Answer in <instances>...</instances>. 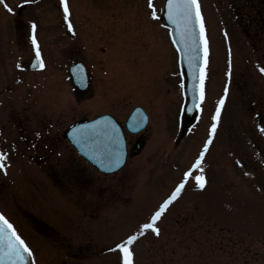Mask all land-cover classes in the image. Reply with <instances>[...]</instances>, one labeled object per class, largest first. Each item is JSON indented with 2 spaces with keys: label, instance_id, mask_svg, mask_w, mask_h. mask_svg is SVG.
<instances>
[{
  "label": "rangeland",
  "instance_id": "obj_1",
  "mask_svg": "<svg viewBox=\"0 0 264 264\" xmlns=\"http://www.w3.org/2000/svg\"><path fill=\"white\" fill-rule=\"evenodd\" d=\"M147 1L67 0L72 33L59 0H5L12 12L0 5V213L34 264H120L110 249L180 182L223 96L202 160L205 187L189 179L156 222L159 235L137 237L133 262L264 264V38L247 26L248 0H198L209 49L204 101L182 139L176 54ZM161 1L152 2L157 15ZM31 23L44 63L36 72L27 70ZM75 62L89 77L81 93L67 72ZM137 106L148 124L126 135L117 173L100 174L64 139L73 122L107 113L123 124Z\"/></svg>",
  "mask_w": 264,
  "mask_h": 264
},
{
  "label": "snow or ice",
  "instance_id": "obj_2",
  "mask_svg": "<svg viewBox=\"0 0 264 264\" xmlns=\"http://www.w3.org/2000/svg\"><path fill=\"white\" fill-rule=\"evenodd\" d=\"M28 2L29 0H22V4ZM0 5L8 12H12V9L5 3V0H0ZM59 6L63 11V20L67 26V31L72 33L73 26L69 20L70 10L67 0H59ZM165 7L167 10V19L175 25L174 34L178 37V43L180 45V47L177 48V52L188 68L189 78L193 81L188 87V91H191L196 98L194 104L202 102L204 99V80L206 77L209 49L205 25L198 0H166ZM148 8L151 10L150 14L152 18L157 19L152 0H148ZM30 29L31 34L29 38L31 40L32 49L35 52V62L33 66L35 67L38 65L40 68H43L44 63L41 59L39 45L35 35L36 24L31 23ZM173 43L176 44L177 41L174 40ZM259 70L264 74V66L260 67ZM226 75H228V73H226ZM181 88H185L183 81L181 82ZM227 90V85H225V94ZM223 103L224 97L222 96L217 101L215 113L211 117L212 123L209 128L208 141L205 142L203 149L192 163L191 167L183 173L180 182L175 186L167 198L159 204L158 208L150 215L148 221L140 224L137 233L128 235L110 249V251H117L119 253L120 264H134L131 246L137 240L138 236H142L146 232H151L157 236L159 235L160 230L156 222L161 218L168 206L180 195L190 178L194 181L196 188L203 189L205 187L207 181L204 175L202 160L216 130ZM94 132L98 137H107L109 135L106 130L97 131L94 129ZM94 149L99 153L100 157L109 161L112 166H119L121 162L120 153L116 151L110 143L98 141L94 144ZM5 159L6 153H0V171L5 167ZM194 172L195 174H193ZM32 256V250L17 233L14 226L3 215H0V264H34V261L31 260Z\"/></svg>",
  "mask_w": 264,
  "mask_h": 264
},
{
  "label": "water",
  "instance_id": "obj_3",
  "mask_svg": "<svg viewBox=\"0 0 264 264\" xmlns=\"http://www.w3.org/2000/svg\"><path fill=\"white\" fill-rule=\"evenodd\" d=\"M166 0L163 5V12L161 18L165 25L169 28V38L177 52V48L180 47L178 43V37L175 36V25H173L167 19V10H166ZM176 40L177 43L174 44L173 41ZM178 68L181 72V78L185 84V88L182 89V95L186 100V103L182 110V132L181 135L185 132V129L190 126L196 117V111L199 102L194 104L196 99L193 96L191 91H188V87L193 83L189 78V71L185 63L182 61L181 56L178 54ZM35 58L32 59L29 69H37V66H33ZM70 74L72 76L73 84L78 87L80 90H84L86 87V76L83 71L81 64H76L70 67ZM187 109V110H185ZM146 124V116L140 108H135L132 113L129 115L125 125L129 132L136 133L144 128ZM94 129L97 131H107L108 136H96ZM66 138L73 145L79 155L89 161L102 173H112L117 171L124 163L125 160V143L122 136L121 129L119 126L107 115L99 116L92 121L85 123H78L72 126L66 133ZM108 142L110 145L120 153L121 162L118 167H114L110 164L109 161L100 157L99 153L94 149V144L96 142ZM138 149V145L135 146L133 153ZM103 165V166H101Z\"/></svg>",
  "mask_w": 264,
  "mask_h": 264
},
{
  "label": "flooded vegetation",
  "instance_id": "obj_4",
  "mask_svg": "<svg viewBox=\"0 0 264 264\" xmlns=\"http://www.w3.org/2000/svg\"><path fill=\"white\" fill-rule=\"evenodd\" d=\"M246 5L247 12L245 14V18L247 21V26L257 24L259 30L256 36H258V39L261 41L262 38H264V0H248ZM245 31L244 35H247L245 34ZM248 35L250 39V33H248Z\"/></svg>",
  "mask_w": 264,
  "mask_h": 264
}]
</instances>
